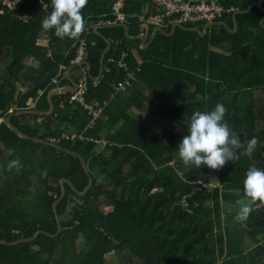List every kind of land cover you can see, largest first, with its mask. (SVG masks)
<instances>
[{
  "label": "trees",
  "instance_id": "obj_1",
  "mask_svg": "<svg viewBox=\"0 0 264 264\" xmlns=\"http://www.w3.org/2000/svg\"><path fill=\"white\" fill-rule=\"evenodd\" d=\"M114 1L88 0L82 10L86 23L93 24L80 36L89 66L84 100L107 104L90 129L89 116L69 102L70 94L51 97L50 116L32 114L48 112L53 79L62 87L68 83L66 70L77 82L86 69L71 63L77 38L61 40L54 30L42 28L51 0H18L13 7L0 1V242L42 232L32 242L0 244V264H108L109 255L112 264H264V202L251 206L247 221L235 219L247 201L246 172L264 170V12L253 7L236 15L235 34L221 25L205 36L176 28L171 36L158 32L142 48L136 37L149 17L142 15L144 1L124 5L128 35L118 24L94 32L99 20L112 21ZM219 1L228 13L214 23L229 29L234 11H245L253 1L264 10V0ZM171 26L166 23L164 32ZM193 26L200 25H185ZM153 28L149 24V33ZM42 35L46 46L36 43ZM106 40L110 47L95 81ZM122 55L125 70L118 66ZM118 84H125L123 90H116ZM143 90L158 100L159 116L181 127L179 134L146 129L128 113L135 102L127 100L137 93L138 101ZM218 103L226 107L224 119L242 142L258 138L255 151L220 170L185 167L178 146L192 114ZM8 117L29 139L5 124ZM49 138L59 139L58 148L33 141L49 143ZM9 149L12 156L6 155ZM17 158L20 172H9L8 162ZM89 177L83 196L64 185L56 207L57 234L52 205L61 193L60 180L81 193Z\"/></svg>",
  "mask_w": 264,
  "mask_h": 264
},
{
  "label": "clouds",
  "instance_id": "obj_2",
  "mask_svg": "<svg viewBox=\"0 0 264 264\" xmlns=\"http://www.w3.org/2000/svg\"><path fill=\"white\" fill-rule=\"evenodd\" d=\"M87 3L88 0H51L52 11L42 20V28L45 31L54 30L55 36L61 40L79 38L85 30L86 21L82 10ZM226 112V107L218 103L211 111H195L192 114L188 134L178 146V156L185 167L200 168L203 165L211 170H220L227 162L238 160L240 155H251L255 151L258 138L252 137L246 143L242 142L225 121ZM13 153L14 149H9L6 155L12 156ZM21 168L18 158L7 164L9 172L15 169L18 174ZM41 175L46 177V170ZM243 193L247 204L240 208L235 217L240 222L247 221L252 205L257 201L264 202V170L255 167L248 169Z\"/></svg>",
  "mask_w": 264,
  "mask_h": 264
},
{
  "label": "built area",
  "instance_id": "obj_3",
  "mask_svg": "<svg viewBox=\"0 0 264 264\" xmlns=\"http://www.w3.org/2000/svg\"><path fill=\"white\" fill-rule=\"evenodd\" d=\"M144 1L149 4L154 11L150 13L147 21L149 24L163 28L166 23L180 25H205L211 24L219 20L228 10H225L219 0H115L110 7V15L112 21L99 20L96 26H106L113 24H125L126 16L124 14V5L126 2H138ZM20 20L25 21L26 17H19ZM93 24L86 23L84 32L87 33L88 28H91ZM197 27V26H195ZM45 37V35H43ZM87 44L83 38H77L76 54L71 62L75 66H83L86 62ZM124 55L121 56L119 68L125 70L123 63ZM128 77L129 74L127 73ZM125 84H118L116 90H123ZM53 89H58L57 80H52ZM87 91L86 81V69L82 70V75L77 80V88L74 93L69 96V102H75L80 104L90 117V122L87 128H92L95 121L100 118L104 103L99 105L96 102L86 103L84 96ZM41 119H37V123H40ZM61 138H67L65 134L61 135ZM74 138V136H72ZM50 144H56L59 139L49 138L47 140ZM200 188H207L206 185L201 184ZM181 205L185 208V201L182 199Z\"/></svg>",
  "mask_w": 264,
  "mask_h": 264
},
{
  "label": "crops",
  "instance_id": "obj_4",
  "mask_svg": "<svg viewBox=\"0 0 264 264\" xmlns=\"http://www.w3.org/2000/svg\"><path fill=\"white\" fill-rule=\"evenodd\" d=\"M253 2H255V1H253ZM16 3H14V4H10V3L9 4H4L3 3V5H5L6 7H13ZM255 3H257V2H255ZM258 6L260 7L259 4H258ZM151 11H152V9H151ZM151 11H150V5L149 4H146L144 6V8H143L142 15L144 16L147 13L150 15ZM262 11L264 12L263 9H262ZM236 12H238V11H234V13L232 14V21H231L232 22V28L229 29L228 26L226 25V23L222 22V23H224V26L223 27H225L227 29V31H229L231 34H235L236 33V30H237V23H236V19H235L236 18V15H234ZM109 15H110V13H109ZM121 25H125V24H121ZM208 25H210V24L200 25V26H197V27L193 26L192 28H187L185 26L184 27L187 28V29H198L200 32H203L204 27H206ZM172 26H173V24H172ZM172 26H171V28H172ZM125 27H126V30H127V34L125 32V29L123 27L122 28L124 29L125 35H128L127 26L125 25ZM211 27H213V26H208L206 28V32ZM98 28H100V26H94V28H93L94 32H96L98 30ZM142 28H143V32L138 37H146V41L145 42H143L141 39H139V40L142 41V44H141L142 48H146L148 46V44L150 43V41L155 37V35L158 32H156L155 35H154V30L156 28L154 26V28L151 31V33H149V22L148 21L142 25ZM161 29L163 30V28H161ZM206 32H205V34L203 36L206 35ZM170 33H171V30H170ZM170 33H168V34H170ZM138 37H136V38L138 39ZM31 38H32V34H28V39L30 40ZM129 38H131V37H129ZM106 41H108V40H106ZM47 42H48L47 36L44 37L43 35L40 36L37 39V41H36L37 45H39V46H46L47 45ZM137 61H139V60H137ZM100 75H101V72H99L98 77L95 78L94 80L95 81H98L99 78H100ZM64 76L67 78L68 83L66 85L62 86V87H58V89H61V88L67 87V86H75V88H77L76 75H74L73 77H71V75L69 74V70H66L64 72ZM52 90H54V89L52 88ZM72 93H74V92H72ZM72 93H67V94H70L71 95ZM137 98H138V94L137 93H134L133 95L130 96V99L127 100V102H132V101L135 102V104L131 105L128 108V113L131 116H133L136 120H138L140 123H142V125H144L146 127V129L161 130L163 128H167V129H170L173 133H176V132L173 131L174 130L173 127L174 126H178V125L174 121H168V120L164 119L163 117L159 116V114L156 113V111L154 110V106L158 103V100L150 92H148L147 90H143L142 95H141V98H139L138 101H137ZM27 104H28V106L30 108L33 107V104H32V101L31 100H29ZM105 105H107V104H105ZM105 105H104V107H106ZM72 136H74V135H72ZM96 145H99L100 148L103 146L102 143L101 144L97 143ZM62 180H66V179H62ZM69 212H70V209H69Z\"/></svg>",
  "mask_w": 264,
  "mask_h": 264
},
{
  "label": "water",
  "instance_id": "obj_5",
  "mask_svg": "<svg viewBox=\"0 0 264 264\" xmlns=\"http://www.w3.org/2000/svg\"><path fill=\"white\" fill-rule=\"evenodd\" d=\"M253 7H257L258 9L262 10V9L258 6L257 3L253 2V3H251V5H250L245 11H238V12H236L234 15H237V14H239V13H245V12H248V11L251 10V8H253ZM263 22H264V19H262L261 22H260L261 26L263 25ZM214 25H221V26H224V23H222V22H219V23H212V24H210V25H208V26H214ZM117 26H121V27H123V28L125 29L126 34H127V30H126L125 25H121V24H119V25H117ZM208 26L204 27L203 32H200L198 29H187V28H185L184 26H182V25H180V24H178V23H174L173 26H172V28H171V33H170V34L165 33L160 27H156L155 30H154V35H155L156 32H159V33H161V34H166V35H168V36H171V35L173 34L175 28H179V29L188 30V31H190V32H194V33H197L198 35L203 36V35L205 34V32H206V28H207ZM138 39H141L143 42L146 41V37H138ZM106 45H107L106 48L102 51V54H101V60H100V72L102 71V68H103V57H104V54H105L106 51L109 49V47H110V43H109L108 41H106ZM83 65L86 67V72H87V74L89 75V66H88V63H87V62H84ZM75 89H76L75 86H67V87H64V88H61V89H54V90H52V91L49 92L48 95H47V101H48V104H49V110H48V112H47V113H44V114H42V113H38V112H32V114H35V115H45V116H50V115L53 113V105H52V102H51V97H52L53 95H55V94H67V93H72V92H75ZM18 114H21V113H18ZM4 122H5V124H6L10 129H12L14 132H16V134H17L20 138H23V139H29L28 137H26L25 135H23L22 133H20L16 128H14V127L11 125V123H10V117L6 118V119L4 120ZM32 140H33V139H32ZM33 141H35V142H39V143H42V144H46V145H49V146H51V147L58 148L56 145H53V144H50V143H47V142H43V141H40V140H35V139H34ZM80 161H81V163H82V167H83V169L86 170V167H85L83 161H82V160H80ZM65 184L69 185V187H70L73 191H75L78 195L83 196V195L86 194V192H87V191L89 190V188H90V185H91V178L89 177V179H88V185H87V187L84 189V191L81 192V193L77 192V191L73 188V186L71 185V183H70L69 181H67V180H61V181H60V190H61V193H60V196H59L58 200L52 205L53 213H54V215H55V221H56V224H57V226H58L57 234L60 232L61 228H60V221H59V218H58V216H57V214H56V207H57V205L59 204V202H60V201L64 198V196H65V187H64ZM39 234H42V232H37V233L34 234V236H33L32 238H28V239L20 240V241L15 242V243H11V244H10V243H6V242H0V244L16 245V244L25 243V242H32V241H34V240L38 237Z\"/></svg>",
  "mask_w": 264,
  "mask_h": 264
},
{
  "label": "rangeland",
  "instance_id": "obj_6",
  "mask_svg": "<svg viewBox=\"0 0 264 264\" xmlns=\"http://www.w3.org/2000/svg\"><path fill=\"white\" fill-rule=\"evenodd\" d=\"M4 4H14V3H16L18 0H9V3H7L5 0H1ZM173 131L174 132H176L177 134H179L181 131H182V129H181V127L180 126H174L173 127ZM244 204H247V201L246 202H244ZM70 209V208H69ZM69 209H68V212H69ZM234 209V208H233ZM110 210V208H106L105 209V211H109ZM115 262V260H114V258H113V255H109V256H107V263L108 264H112V263H114Z\"/></svg>",
  "mask_w": 264,
  "mask_h": 264
},
{
  "label": "bare ground",
  "instance_id": "obj_7",
  "mask_svg": "<svg viewBox=\"0 0 264 264\" xmlns=\"http://www.w3.org/2000/svg\"><path fill=\"white\" fill-rule=\"evenodd\" d=\"M7 3H9V0H5Z\"/></svg>",
  "mask_w": 264,
  "mask_h": 264
}]
</instances>
